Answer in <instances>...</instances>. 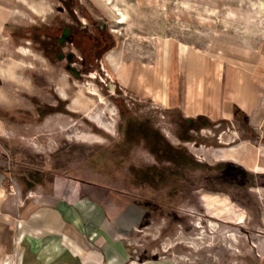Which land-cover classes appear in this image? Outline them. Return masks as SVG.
I'll list each match as a JSON object with an SVG mask.
<instances>
[{"label": "rangeland", "instance_id": "1", "mask_svg": "<svg viewBox=\"0 0 264 264\" xmlns=\"http://www.w3.org/2000/svg\"><path fill=\"white\" fill-rule=\"evenodd\" d=\"M116 6L127 14L123 22ZM9 7L0 16L3 173L23 185L73 178L140 207L144 217L130 234L137 260L264 264V169L225 153L263 148L264 133L244 112L184 124L190 117L181 109L137 87L145 71L151 78L165 70L170 41L202 46L214 31L245 44L264 39V0H14ZM65 25L103 27L114 45L98 62L73 59L69 69L58 55L83 54L72 39L60 44ZM74 98L102 108L110 128L71 108Z\"/></svg>", "mask_w": 264, "mask_h": 264}, {"label": "crops", "instance_id": "2", "mask_svg": "<svg viewBox=\"0 0 264 264\" xmlns=\"http://www.w3.org/2000/svg\"><path fill=\"white\" fill-rule=\"evenodd\" d=\"M13 2L0 0V16ZM213 33L202 46L168 42L165 70L161 65L151 78L145 71L137 87L154 91L162 105L190 118L234 120L244 112L264 133V39L245 44ZM2 153L0 140V264H168L137 260L131 253L130 234L142 221L143 209L73 178L23 185L3 173ZM225 153L254 170L264 169V147L247 144Z\"/></svg>", "mask_w": 264, "mask_h": 264}, {"label": "flooded vegetation", "instance_id": "3", "mask_svg": "<svg viewBox=\"0 0 264 264\" xmlns=\"http://www.w3.org/2000/svg\"><path fill=\"white\" fill-rule=\"evenodd\" d=\"M57 31L60 32L59 42L62 46L67 43V40L72 39V44H78V47L83 54L82 56H79L74 50L70 49L66 54L60 53L58 55L61 60H66V65L69 69L74 67L72 63L76 61H73V59H76L79 62L82 61L83 67L88 58L94 60V62H98L100 58L106 54L109 48L114 45V39L103 27L102 30L98 27L90 29L85 25L79 30H73L70 26L65 25ZM51 37L52 36L50 35L48 39ZM52 48L53 47L49 42L47 50H51Z\"/></svg>", "mask_w": 264, "mask_h": 264}, {"label": "bare ground", "instance_id": "4", "mask_svg": "<svg viewBox=\"0 0 264 264\" xmlns=\"http://www.w3.org/2000/svg\"><path fill=\"white\" fill-rule=\"evenodd\" d=\"M111 2H114V0H109ZM116 8L119 10L120 14H121V18L119 19V22H123L124 19L126 18L127 14L122 11V9L118 6H116ZM128 13V11H127ZM126 20V19H125ZM26 50V49H25ZM26 52V51H25ZM111 59L115 56H113L112 54L109 56ZM116 58V57H115ZM117 59V58H116ZM118 60V59H117ZM65 87V86H64ZM62 93H64L65 95V91L62 90ZM79 97V96H78ZM83 100V99H82ZM85 102V100H84ZM102 102L103 103H106V100L104 98V96L102 95ZM71 108L73 109H82L84 107V110L85 112L87 113V115L92 119L94 120L95 122H97L101 127H104V128H110V125L109 123L106 121V118H105V113H104V110L101 108V110L97 109V110H94L92 107H93V104H89V105H84L83 103H81V100L80 99H75L72 101V103L70 104Z\"/></svg>", "mask_w": 264, "mask_h": 264}, {"label": "trees", "instance_id": "5", "mask_svg": "<svg viewBox=\"0 0 264 264\" xmlns=\"http://www.w3.org/2000/svg\"><path fill=\"white\" fill-rule=\"evenodd\" d=\"M203 118V116H199V117H197V118H185V119H183L182 120V122L184 123V124H189V123H192V124H197V125H199V123H200V120ZM207 122H205V123H203L204 125L206 124ZM148 125V124H147ZM153 151H155V153L157 154V155H159V150H155V148L153 149Z\"/></svg>", "mask_w": 264, "mask_h": 264}]
</instances>
